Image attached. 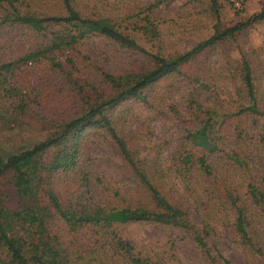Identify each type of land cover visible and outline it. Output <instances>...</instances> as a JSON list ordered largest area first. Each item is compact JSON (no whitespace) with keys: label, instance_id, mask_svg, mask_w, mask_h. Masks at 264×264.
Returning a JSON list of instances; mask_svg holds the SVG:
<instances>
[{"label":"rangeland","instance_id":"374dc122","mask_svg":"<svg viewBox=\"0 0 264 264\" xmlns=\"http://www.w3.org/2000/svg\"><path fill=\"white\" fill-rule=\"evenodd\" d=\"M14 5L22 14L50 20H45L41 32L21 23L0 24V81L4 80L0 85V150L4 154L28 148L80 116L97 99L94 93H101L98 69L112 75L146 72L153 56H178L211 36L216 25L207 0H70L79 17L107 20L136 47L121 48L93 34L72 50L53 53L61 68L42 57L22 65L20 59L49 45L53 31L59 29L51 19L65 17L67 10L62 0H15ZM218 5L219 28H226L258 13L264 0H218ZM10 13L8 4L0 1V19ZM242 56L249 62L257 105L264 115V21L248 24L233 37L192 55L175 73L142 89L140 98L122 102L108 114L160 193L182 205L197 228L208 227L206 244L213 257L218 253L229 264H264V211L247 192L248 184L257 189L264 186V116L254 122L239 120L240 138L234 135V119L226 118L247 105L239 74ZM80 88L85 92H79ZM108 93L105 90L104 95ZM192 100L202 109L225 113L219 147L238 154L249 170L236 168L217 154L208 157L210 178L193 170L180 171L176 153L185 149L200 155L198 148L183 141L184 131L198 128L201 119ZM78 143L79 161L88 165V190L94 202L125 207L145 201L133 173L102 129L86 128ZM8 179L9 174L0 178V196L2 205L11 210L17 200L7 186ZM54 189L61 199L65 197L58 183ZM230 198L248 210L249 244L233 232ZM115 233L124 245L121 252L126 264H131V256L156 264H211L191 236L176 227L132 223L115 226ZM1 261L16 263L2 247Z\"/></svg>","mask_w":264,"mask_h":264},{"label":"trees","instance_id":"16d2710c","mask_svg":"<svg viewBox=\"0 0 264 264\" xmlns=\"http://www.w3.org/2000/svg\"><path fill=\"white\" fill-rule=\"evenodd\" d=\"M0 1L6 2L11 9L8 16L0 19V24L21 23L41 32L44 30L45 20H50L20 13L14 5L15 0ZM62 2L67 15L51 19L62 30L53 31L48 46L26 55L18 61L19 64L26 65L35 57H42L52 67L61 68L53 53L72 50L93 34L106 37L121 48L136 47L132 39L117 32L107 20L81 18L70 7V0ZM207 2L216 21L213 32L207 39L172 58L153 56L151 69L143 73L112 75L98 69L102 94L94 93L97 99L80 116L61 124L51 136L28 148L5 154L0 150V178L9 174L7 186L12 189L17 200V206L10 210L2 205L4 199L0 196V247L16 260V263L1 261L0 264H126L121 252L124 251V245L117 239L115 226L132 223H156L182 229L191 236L194 245L208 262L229 264L218 253L215 257L211 255L206 244L208 227L197 228L190 222L182 205L169 201L160 193L108 114L118 104L140 98L142 89L175 73L192 55L233 37L248 24L264 21L262 8L244 22L219 28L218 0ZM66 62L74 69L71 60L67 59ZM11 67L6 71L10 72ZM239 74L245 88L247 105L239 107L235 115L226 118L234 119V135L240 138L243 129L238 125L239 120L249 118L254 122L257 117L264 115L257 105L251 70L245 56L240 59ZM2 83L4 80L0 81V85ZM79 90L81 93L85 92L82 88ZM105 90L109 93L104 95ZM92 91L98 92L97 89ZM192 104L202 113H199L201 119L198 128L184 131L183 141L198 148L200 155H194L185 149L176 153L175 160L180 171L188 173L193 170L202 177L210 178L212 168L208 157L217 154L236 168L249 170L248 164L238 154L219 147L225 113L202 109L194 100ZM86 128L102 129L110 138L140 185L141 194L146 195L144 202L115 207L93 201L88 190V165L79 161V135ZM56 183L64 191L63 199L54 189ZM247 192L255 205L264 211V186L257 189L248 184ZM229 203L235 213L233 232L240 240L249 244L248 210L235 198H230ZM129 261L131 264H156L146 257L131 256Z\"/></svg>","mask_w":264,"mask_h":264}]
</instances>
